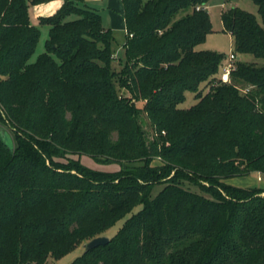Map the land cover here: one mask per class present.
Returning a JSON list of instances; mask_svg holds the SVG:
<instances>
[{
    "label": "trees",
    "instance_id": "trees-1",
    "mask_svg": "<svg viewBox=\"0 0 264 264\" xmlns=\"http://www.w3.org/2000/svg\"><path fill=\"white\" fill-rule=\"evenodd\" d=\"M51 1L0 0V264L59 260L139 206L70 264H264V189L224 182L264 175V0H252L261 20L222 13L235 53L254 58L230 83H219L225 55L197 49L213 32L211 0H121L124 60L101 14L64 0L41 18L47 51L32 62L29 8Z\"/></svg>",
    "mask_w": 264,
    "mask_h": 264
},
{
    "label": "rangeland",
    "instance_id": "rangeland-1",
    "mask_svg": "<svg viewBox=\"0 0 264 264\" xmlns=\"http://www.w3.org/2000/svg\"><path fill=\"white\" fill-rule=\"evenodd\" d=\"M109 0H84L83 5H87L90 8L96 9L102 16L103 25L106 28H110L114 35L113 41V50L115 52L116 58H121L124 60L126 58V42H127V32L124 27V22L121 19V8L120 4L117 7L107 8ZM117 1V0H116ZM229 6H237L242 10L253 13L257 15L258 19L261 20L260 15L258 13V8L252 0H211L208 8V12L210 13L213 32L207 36L206 41L198 46V50H210L216 51L218 53L225 55L224 63L228 62V57L231 53H235L234 51V42L230 34L224 31L223 22H222V13ZM183 13L179 14L181 17ZM29 16L31 23L39 30L40 38L36 48V51L31 59L32 62H35L38 57L47 51V40L50 33V26L41 22V18L39 17V9L37 5H30L29 8ZM74 19V17H71ZM236 54V53H235ZM238 60L243 61H254L252 56H240L236 54ZM243 90V89H242ZM121 93L128 95L127 92L121 91ZM196 104V99L193 93H187L186 99L183 104L180 105L183 109H189ZM138 107H143L144 102L138 101L136 102ZM141 123L149 133V135L153 134V129L151 127V122L148 120V117L144 114L141 116ZM165 134V132H163ZM68 158H72L74 160H78L80 164L85 166L86 168L102 173L115 174L121 171V166L118 163H102L93 159L88 155H74L69 156ZM64 161V160H62ZM154 165H159L160 160L155 159L153 162ZM73 174H76L77 171L73 170ZM108 182H113L115 185H118L119 180H108ZM225 183L229 185H233L236 187H258L260 189H264V175L260 173H253L252 175L244 176V177H235L229 180H225ZM116 188V187H114ZM113 188V189H114ZM160 188V187H158ZM264 196V193H262ZM142 209V206H139L134 209L132 213L126 214L124 217L120 218L110 229L105 231L104 236L108 238H113L119 230L126 224V222L131 218L133 214H136ZM121 215V213H120ZM88 240H84L82 243L78 245L76 249H74L71 253L66 255L65 257L59 260H49L47 264H70L76 258L81 256L85 251V244H87Z\"/></svg>",
    "mask_w": 264,
    "mask_h": 264
},
{
    "label": "crops",
    "instance_id": "crops-1",
    "mask_svg": "<svg viewBox=\"0 0 264 264\" xmlns=\"http://www.w3.org/2000/svg\"><path fill=\"white\" fill-rule=\"evenodd\" d=\"M64 3V0H53L51 2L48 3H44V4H40L37 5L38 9H39V17H48L53 15ZM118 4H120V8H121V15H122V20L124 22V27L126 29V25H125V19H124V11H123V6H122V2L121 0H109L108 1V5L106 6L107 8L111 7H117ZM94 9V8H93ZM96 10V9H95Z\"/></svg>",
    "mask_w": 264,
    "mask_h": 264
},
{
    "label": "built area",
    "instance_id": "built-area-1",
    "mask_svg": "<svg viewBox=\"0 0 264 264\" xmlns=\"http://www.w3.org/2000/svg\"><path fill=\"white\" fill-rule=\"evenodd\" d=\"M200 9V8H198ZM237 55L235 53H231L228 57V62L224 63L221 68V76L219 79V83H230L231 82V73L236 70L237 66ZM249 89H244L243 92H248Z\"/></svg>",
    "mask_w": 264,
    "mask_h": 264
},
{
    "label": "water",
    "instance_id": "water-1",
    "mask_svg": "<svg viewBox=\"0 0 264 264\" xmlns=\"http://www.w3.org/2000/svg\"><path fill=\"white\" fill-rule=\"evenodd\" d=\"M1 132L3 134L5 141H6V144L12 149L11 137L9 136V134L4 129H1ZM109 242H110V238H108L106 236L97 237V238L92 239L87 244H85V250L89 251L91 249H95V248L100 247V246H105ZM29 264H31V263H29Z\"/></svg>",
    "mask_w": 264,
    "mask_h": 264
}]
</instances>
